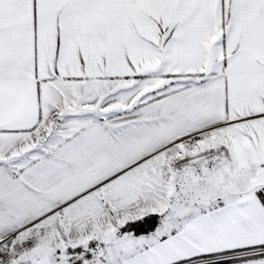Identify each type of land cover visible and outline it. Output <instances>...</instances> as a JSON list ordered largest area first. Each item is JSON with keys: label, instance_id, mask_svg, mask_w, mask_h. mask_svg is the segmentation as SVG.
Wrapping results in <instances>:
<instances>
[{"label": "snow or ice", "instance_id": "1", "mask_svg": "<svg viewBox=\"0 0 264 264\" xmlns=\"http://www.w3.org/2000/svg\"><path fill=\"white\" fill-rule=\"evenodd\" d=\"M0 264H264V0H0Z\"/></svg>", "mask_w": 264, "mask_h": 264}]
</instances>
